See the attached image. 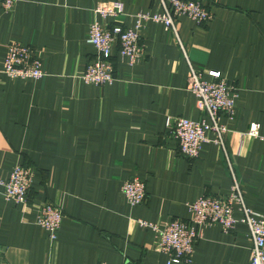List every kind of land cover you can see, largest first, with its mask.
Masks as SVG:
<instances>
[{
	"label": "crops",
	"instance_id": "0c3cea01",
	"mask_svg": "<svg viewBox=\"0 0 264 264\" xmlns=\"http://www.w3.org/2000/svg\"><path fill=\"white\" fill-rule=\"evenodd\" d=\"M115 1L123 14L98 19L107 28L160 11L155 0H19L8 12L0 5V180L16 165L32 173L26 205L0 193V264H166L155 234L136 221H189L188 205L228 195L232 176L244 204L264 214V139L246 136L257 123L264 137V0H197L211 19H175L183 50L161 24L144 23L142 59L130 66L115 44L114 80L96 87L82 80L96 55L87 33L96 5ZM12 43L31 48L45 76L2 74ZM187 61L220 72L236 94L233 117L220 115L224 147L204 143L195 159L179 154L165 127L166 117L204 116L188 90ZM133 178L145 184L137 206L121 192ZM44 203L63 215L52 242L35 222ZM250 248L245 226L207 225L187 264H249Z\"/></svg>",
	"mask_w": 264,
	"mask_h": 264
},
{
	"label": "built area",
	"instance_id": "2783aa9c",
	"mask_svg": "<svg viewBox=\"0 0 264 264\" xmlns=\"http://www.w3.org/2000/svg\"><path fill=\"white\" fill-rule=\"evenodd\" d=\"M19 0H0L5 11H11ZM160 11L153 14L137 13L132 27L113 25L103 26L98 19H115L123 14L120 2H102L96 5L93 13L94 21L90 24L86 41L96 50L94 61L82 75L84 83L103 87L113 82L111 49L118 45L119 56L127 59L130 66L138 63L143 57L139 46V33L144 23L161 24L171 31L183 50L175 29V19L185 16L200 25L211 19L197 0H155ZM188 90L194 95L195 108L203 118L194 121L186 118L166 117L165 127L168 128L175 141L180 155L189 159L199 156L201 146L213 142L223 148V135L226 128L220 123V115L232 118L234 114L235 89L229 86L218 71L203 72L187 61ZM2 74L10 79H35L45 76L39 58L32 49L19 43L8 46L2 65ZM211 78L203 79V75ZM260 126L252 123L246 136L260 138ZM213 135L212 139L208 134ZM32 181L30 169L22 165L13 167L8 179L0 180V193L6 201L26 205ZM121 192L130 206L144 203L146 191L144 182L129 179L121 187ZM191 213L189 221L172 220L163 226L137 220L138 227L151 230L157 238L159 252L167 255L166 264H187L191 262L193 246L200 238V231L207 225H219L224 232H232L237 224L246 227L251 240L249 264H264V214L248 208L243 201L240 185L232 176L230 193L217 197L202 195L188 205ZM235 212L239 213L235 217ZM63 215L61 209L51 203L39 207L35 222L48 235L52 242L57 238Z\"/></svg>",
	"mask_w": 264,
	"mask_h": 264
}]
</instances>
